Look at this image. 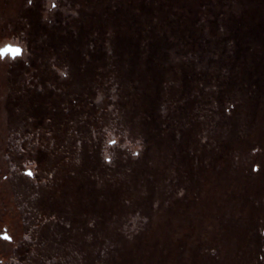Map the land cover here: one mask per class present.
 <instances>
[{"label": "rangeland", "instance_id": "obj_1", "mask_svg": "<svg viewBox=\"0 0 264 264\" xmlns=\"http://www.w3.org/2000/svg\"><path fill=\"white\" fill-rule=\"evenodd\" d=\"M8 1L0 264H264V0Z\"/></svg>", "mask_w": 264, "mask_h": 264}, {"label": "trees", "instance_id": "obj_2", "mask_svg": "<svg viewBox=\"0 0 264 264\" xmlns=\"http://www.w3.org/2000/svg\"><path fill=\"white\" fill-rule=\"evenodd\" d=\"M6 1H8V0H0V30H4L6 28V24L9 23L10 21H12V19H13V13L12 12L10 13L8 11V13H7L8 15L6 13L4 15L2 14L3 12L1 11V9H3V4H5ZM14 1L15 0H9L8 1L10 3L9 5L10 6L13 5L14 4ZM138 1L139 0H137V4L134 5V6L137 7V9H139V10L142 9L143 11H148L149 13L152 14V9L154 10V6L155 5H153L152 7L151 6H148L142 0V6H141L140 4H138ZM146 6L148 7L147 9H146ZM140 7H142V8H140ZM170 7L173 8L174 6L173 5H170ZM121 9L122 8H119V9L115 10V8H114L115 14L117 16L127 17L126 16V13H124V12L122 13V10ZM126 9H128V8H126ZM249 9H248V7H245L243 9L242 13H240V12L239 13L231 12L230 17L235 22H246V21H250V20H257V21H260L261 22L260 24H262V26L260 25L259 28L260 27L261 28L262 27L264 28V25H263L264 24L263 23L264 22V16H263L264 15V7L262 6V4H261V7L260 8L259 7H256L255 13L257 12L258 14L251 13L249 11ZM181 10H182V12H185L184 8L181 9ZM198 10H199V6H197V8L196 7H194V8L189 7V9L187 10L188 12L186 13L187 18H191V19H195L196 20V18L194 17V14L196 15V13L198 12ZM140 13L141 12H138L137 14H140ZM134 14H136V13H134ZM141 39L142 38L139 37V36H135L132 39V42L131 43L133 44V47H132L133 49L132 48H129V49H131V51H130L131 57L133 58L132 55L134 53L136 54V56H135V58L132 61H130V58L128 59V62H130V64H128L129 65L128 70H126V71H125V69L124 70L123 69L121 70L120 69V66L116 63V66L119 67L118 75H120V74L123 73L124 75H121L122 77H125V76L128 77V74H130V75H133L134 74V67H133V65H132L131 62L135 61L137 59V57L139 56V54L141 53V51L143 50L142 46H140L141 45ZM124 53H125V50H124V48L121 47L120 50L118 51V56H115V58H113V60H114L113 62H115V59L116 60H118L119 58L120 59H125L122 56ZM124 61H126V60H124ZM123 65L124 64H122V66ZM116 66H114V68ZM0 102H1L0 103V127H2L3 124H4V120L5 119L7 120V116L5 115L6 113L3 110V107H4L3 100H0ZM4 104H5V102H4ZM4 138H5L4 136H3V138H0V225H3V226L6 225V223L12 224V223L19 222L21 224V221L19 220V216H17V214L14 216V214H13L12 201L10 202V198L8 197V194H3L4 192L2 191V188L5 187L4 185L6 184V174H5V171H6L7 165L4 163V158H5V153L8 150L7 149V143L5 142V139ZM19 231H20V229H19ZM9 242H12V241H9ZM196 246L198 247V250L204 247L202 244H200V245L199 244H196ZM166 255H168V254L166 253ZM142 259L143 260L140 259L141 264H149L150 261H147L146 259H144V257H142ZM161 259H163V258H161ZM123 260H124V264L127 263L126 262V259L124 257L123 258H121V257L114 258L111 263L112 264H121V262ZM159 261H160V259L158 258L157 261H156V263H159ZM151 263L152 264H155L154 260Z\"/></svg>", "mask_w": 264, "mask_h": 264}, {"label": "water", "instance_id": "obj_3", "mask_svg": "<svg viewBox=\"0 0 264 264\" xmlns=\"http://www.w3.org/2000/svg\"><path fill=\"white\" fill-rule=\"evenodd\" d=\"M7 46H11V47H13V48H19V49H21V54L20 55H22L23 54V51H24V46L22 45V44H20V43H14V42H6V43H4L3 45H1L0 47H7ZM9 55L11 56V54L9 53ZM19 56V55H18ZM28 172H31V170L30 169H28L27 170ZM2 237H7V239H12L13 237L9 234V232L8 231H5V232H3V233H1L0 234Z\"/></svg>", "mask_w": 264, "mask_h": 264}, {"label": "clouds", "instance_id": "obj_4", "mask_svg": "<svg viewBox=\"0 0 264 264\" xmlns=\"http://www.w3.org/2000/svg\"><path fill=\"white\" fill-rule=\"evenodd\" d=\"M16 48H13L11 46H7V47H0V51H3L4 54L0 57H6L9 55V53L11 54V56L14 58V52L12 50H14Z\"/></svg>", "mask_w": 264, "mask_h": 264}, {"label": "snow or ice", "instance_id": "obj_5", "mask_svg": "<svg viewBox=\"0 0 264 264\" xmlns=\"http://www.w3.org/2000/svg\"><path fill=\"white\" fill-rule=\"evenodd\" d=\"M12 51L14 52V58L21 54V49H19V48H16V49H14ZM3 54H4V52L0 51V56H2ZM29 175H31V173H29ZM5 238H7V237H5Z\"/></svg>", "mask_w": 264, "mask_h": 264}, {"label": "flooded vegetation", "instance_id": "obj_6", "mask_svg": "<svg viewBox=\"0 0 264 264\" xmlns=\"http://www.w3.org/2000/svg\"><path fill=\"white\" fill-rule=\"evenodd\" d=\"M5 9H8V8H5ZM2 237V236H1ZM2 238H4V237H2ZM7 239V238H6ZM13 239V238H12ZM12 239H9V240H12Z\"/></svg>", "mask_w": 264, "mask_h": 264}]
</instances>
